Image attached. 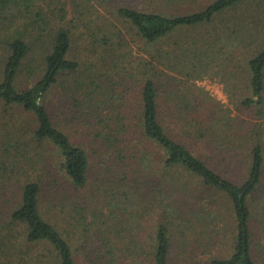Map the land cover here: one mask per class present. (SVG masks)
Here are the masks:
<instances>
[{"label":"trees","instance_id":"obj_1","mask_svg":"<svg viewBox=\"0 0 264 264\" xmlns=\"http://www.w3.org/2000/svg\"><path fill=\"white\" fill-rule=\"evenodd\" d=\"M45 1L0 0V50L4 53L0 57V104L5 108L3 114L20 110L30 116L24 133L23 124H12L1 117L0 180L15 178L24 181L20 203L11 211L9 225L22 226L26 231L25 241L32 247H42L36 264H81L77 256L84 250L87 264H122L124 260L126 264H172L174 235L186 236L197 230V234L194 233L198 237L211 228L213 223L210 220L216 214L208 209L209 205L197 206L198 203L193 204L186 198L175 200L176 205L173 204L170 200L173 190L186 197L188 188L181 185L182 189L175 186L171 190L168 176H161L154 170L156 164L167 174L176 170L198 180L205 189L200 193L201 200H208L204 199L205 191L213 190L229 201L235 219L233 253L227 258H213L210 264H256L251 254L249 198L263 185L264 144L258 131L238 135L239 130L235 129L238 125L232 124L230 116H222L213 109L205 114V107L211 106L208 101L211 96L195 82L207 69L193 60H204L208 49L190 42L183 46L185 50L180 57L169 51L160 55L154 49L149 52V59L141 62L145 81L142 82L141 99H137V109H134L127 100V95L132 92L127 85L129 81L137 84L140 80L131 75L128 81L122 78L120 83L108 86L107 72L98 77L93 70L95 64L84 65L71 59V34L63 26H57L56 30L52 28L51 17L42 5ZM241 4H250L258 9L250 15H242L231 29V36L239 43L244 40L242 43L255 49V56L247 63L251 96L245 98L242 105L250 110L257 108L261 113L264 108V12L262 16L258 14L259 9L264 11V0H215L202 10L184 15L143 12L131 7L119 8L118 14L141 40L154 48L177 30L211 24L217 16ZM18 23L21 29L12 33L14 24ZM33 29H39L40 35H35ZM246 35L251 40H245ZM36 39L45 43L44 56L32 73L37 78L29 87L22 89L17 81L28 66ZM119 45L116 51L113 50V55L108 54L111 61L103 57V63L116 69L115 60L123 62L127 57L122 42ZM174 56L192 62L188 65V74L196 72L198 76L188 77L182 86L170 88L163 106L160 103L162 79L159 82L157 64L161 59L172 60ZM162 64L167 66L166 61ZM75 75H79V81L69 88L73 122L95 154L106 158L103 163L105 178L102 180L107 184L108 192L118 187L125 190L126 198H133L142 189L146 198L151 196L155 199L152 212L161 221L148 231L144 226L121 228L120 223L111 225L104 214L101 215L106 217L105 220L97 214L91 220L87 213L89 208L81 203L87 197L81 196L80 192L90 185V155L83 144L75 143L54 123L46 105L50 92L65 85L61 78ZM101 76L105 80L99 79ZM120 85L122 88L118 89ZM166 116L175 119L186 139L219 143L221 146L225 138L231 139L232 143L225 149V154H229L228 160L233 159L231 152L235 149L232 147L237 142L248 141L247 177L242 182L232 181L222 175L219 165L211 166L195 155L187 143L170 134L162 120ZM245 126L238 127L245 129ZM6 140L9 143L4 144ZM42 146L51 148L53 158L59 157L57 173L56 169H50L51 157L45 150H38ZM65 184L68 187H64ZM94 186H99V183ZM44 198L48 200L47 207L42 205ZM50 205L59 213L52 212ZM2 230L8 231L7 228ZM111 230L120 238H124V234L125 238L129 237L125 247L112 249ZM141 233H146L147 242L143 244ZM9 238L8 233L0 231L3 254L6 248L7 252L11 251ZM3 264L13 262L7 260Z\"/></svg>","mask_w":264,"mask_h":264},{"label":"rangeland","instance_id":"obj_2","mask_svg":"<svg viewBox=\"0 0 264 264\" xmlns=\"http://www.w3.org/2000/svg\"><path fill=\"white\" fill-rule=\"evenodd\" d=\"M215 0H46L42 5L45 8V13L51 17L52 28L55 30L57 26L65 27L69 30L72 37V50L70 58L84 65L95 64L93 70L99 77L101 74L109 75L107 85L120 83L119 79L125 78L129 80L131 75H135L140 83L129 81L127 87L131 88L132 92L127 95V100L137 109V99H141L140 91L143 87L142 82L145 77L141 71V62L149 59L151 51H156L162 54L166 51L178 54V57L183 53L186 44L190 42L198 43V47L207 48L208 52L204 60L194 59L193 61L202 64L204 69L203 76L199 77L195 84L204 88L211 96V106L205 107V114L212 112V109L220 115H228L232 118V124L239 127L245 126V129H240L238 126L235 129L239 130L241 134H252L258 131V136L262 138L264 144V108L262 112L257 108L247 109L242 105L245 98L251 96L248 81L249 76L247 72L248 61L255 56V49L253 46H246L245 43L238 42L235 37L231 36L233 25L238 22L239 18L244 15L257 11L255 6L250 4H241L232 10L222 13L217 16L215 21L211 24H205L198 27L182 28L169 35L167 38L161 40L154 48L148 46L141 40L135 30L120 17L118 9L121 7H131L143 12H156L166 15H184L191 12H196L204 9ZM263 9H259V14L262 16ZM2 21H0V24ZM42 23V22H41ZM21 25L14 24L12 33L21 29ZM3 30V29H1ZM35 35H40L39 29H33ZM31 31V32H32ZM201 40V41H199ZM245 40H251L246 35ZM208 41V42H207ZM122 42L123 52L127 55L123 62L116 61L118 69L114 66L110 67L107 63H103V57H107L108 62L112 58H108V54H114L113 50H117ZM207 42V45L205 44ZM34 51L28 66L25 67L21 73L17 84L22 89L29 87L37 78L32 75L42 62L45 43L40 40L33 41ZM107 47V48H106ZM106 50V51H105ZM149 53V54H148ZM3 50H0V57L3 55ZM174 56L172 60H160L157 67L160 69L159 82L160 83V103L163 105L165 94L170 88L174 86H182L187 78H196L198 74L191 72L189 75L188 65L192 62L177 59ZM102 60V61H101ZM166 61L165 66L164 63ZM90 66V65H89ZM85 69V68H84ZM143 75V76H142ZM38 76V72H37ZM74 77V78H73ZM76 79V80H75ZM99 79H104L101 76ZM124 79V81H126ZM61 81H65V85H60L50 92L46 98V105L52 116L54 123H56L64 132L68 133L73 141L77 144H83L89 155L91 161L90 168V185L80 192L83 198L81 203L89 208L87 213L90 219H94L95 215L102 216L104 214L109 218L111 225L115 223L122 224L121 228L141 226L146 227L147 231L156 223H160L161 219L158 215L153 213L155 199L149 196L146 198L142 189L135 193L133 198H126L125 190L121 188H114L112 191H107V184L102 180L105 178V167L103 166L106 158L95 154V151L88 141L81 135L75 121L73 122L71 111V99L69 97V88L79 81L78 76L62 77ZM127 81L125 83H127ZM122 82V81H121ZM134 84V86H133ZM117 88V87H115ZM121 85L118 89H121ZM164 106V105H163ZM5 108L0 104V120L11 121L12 124L19 122L23 124L22 133L28 129L27 123L30 116L21 112L20 110L10 111L9 114H3ZM5 113V112H4ZM6 117V118H4ZM163 123L170 134L177 140H182L190 146L195 155L203 158L211 166H218L219 171L226 178L242 182L248 175V166L246 154L249 151V142L243 140L232 147L235 149L231 154L232 160H228L229 154L226 155L225 149L232 143L231 139L225 138L223 146L219 143H209L197 141L195 139H186L182 136L179 125L175 119L165 117L162 119ZM1 129V124H0ZM251 129V131H250ZM257 139V138H255ZM2 142V141H1ZM0 142V144H1ZM9 143L8 140L4 144ZM85 143V144H84ZM223 148V151L221 150ZM38 149V148H37ZM39 151H46V154L51 157L52 166L50 169L59 171L60 159L53 158L50 147H39ZM222 151V153L220 152ZM32 152V151H31ZM51 153V154H50ZM33 154V153H32ZM159 156L160 153L158 154ZM231 158V157H230ZM223 159H225L224 162ZM222 166L220 167V165ZM161 176H168L170 180V189H182L181 185L188 188V196L179 195V191L173 190L171 193V202L175 200L182 201L186 198L193 204L209 205L208 209L216 214L215 218H211L213 225L206 231H203L197 237V230L189 232L186 236H181L179 233L174 235L172 242V264H210L213 258H227L231 256L234 248L235 238V219L232 215L231 205L226 197L218 194L213 190H206L204 199L201 200L200 193L205 190L202 189V184L180 171L172 170L168 174L162 172L158 164L154 166ZM24 182V181H23ZM22 181L12 179L3 181L0 180V231L10 235L11 251L5 253L1 252L0 247V264L7 260L12 261L13 264H36L37 257L42 251L40 246H30L26 242V231L20 225H9L10 214L15 209L21 200ZM99 183V186H94ZM64 187H68L67 184ZM89 198V202H88ZM43 207H47L48 200L43 199ZM176 205V204H175ZM249 206L251 210V250L252 257L256 264H264V179L263 185L253 196L249 198ZM51 211L59 213L52 205ZM51 212V217L53 213ZM99 216V217H100ZM218 217V218H217ZM61 225V223L59 222ZM7 228L8 231L2 229ZM196 234H195V233ZM146 233L140 234V240L145 241ZM123 235V234H122ZM111 237L112 249L125 247L129 240L120 238L117 233H109ZM118 240V241H117ZM141 244V245H142ZM203 244L204 246H201ZM93 245V243H91ZM86 250L82 255L77 256V260L81 264H87L84 257ZM122 264H126L125 260Z\"/></svg>","mask_w":264,"mask_h":264},{"label":"crops","instance_id":"obj_3","mask_svg":"<svg viewBox=\"0 0 264 264\" xmlns=\"http://www.w3.org/2000/svg\"><path fill=\"white\" fill-rule=\"evenodd\" d=\"M252 251V250H251Z\"/></svg>","mask_w":264,"mask_h":264}]
</instances>
